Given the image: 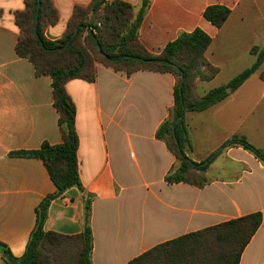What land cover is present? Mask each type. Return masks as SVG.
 Returning <instances> with one entry per match:
<instances>
[{
	"label": "crops",
	"instance_id": "obj_1",
	"mask_svg": "<svg viewBox=\"0 0 264 264\" xmlns=\"http://www.w3.org/2000/svg\"><path fill=\"white\" fill-rule=\"evenodd\" d=\"M120 1L131 5L134 13L139 9L140 0ZM51 2L57 20L43 36L56 42L64 36L74 9H85L92 0ZM23 4L25 8V0ZM211 5L230 10L220 29L203 17ZM20 11L0 7V244L15 259L25 252L39 206L56 192L42 160L18 154L62 143L52 79L37 73L30 60L16 51L20 31L14 14ZM195 29L211 38L204 58L218 69L212 79L195 81L193 93L201 98L226 85L264 51V0H149L137 39L157 56L179 34ZM94 66L93 81L73 79L65 84L75 107L80 187L49 201L42 230L63 236L82 234L88 201L90 263L127 264L163 242L259 212L261 223L238 264H264V164L241 147L220 149L237 135L264 150V138L257 143L252 136L262 132L259 124L247 121L248 107L252 117L258 109L264 110V90L256 102L253 94H245L253 90L252 82L264 89V60L260 72L223 101L184 116L191 144L185 155L199 163L216 152L204 172L206 185L200 189L164 181L176 159L155 133L173 107L175 77L145 70L128 75L99 61ZM198 130L210 141L202 153ZM0 264H6L1 253Z\"/></svg>",
	"mask_w": 264,
	"mask_h": 264
},
{
	"label": "trees",
	"instance_id": "obj_2",
	"mask_svg": "<svg viewBox=\"0 0 264 264\" xmlns=\"http://www.w3.org/2000/svg\"><path fill=\"white\" fill-rule=\"evenodd\" d=\"M148 6L149 0H140L139 9L134 13L131 5L120 0H92L87 8L74 9L64 36L56 42L47 41L43 36L44 29L57 20L51 0H25L24 10L14 14L15 25L20 31L16 44L18 55L28 58L37 73L48 74L52 79L54 108L58 114L62 143L57 146L43 144L38 151L18 154L41 159L56 192L39 206L35 229L21 258H13L0 244V253L6 264H43V250L57 249L60 242L67 240L77 244V258L73 264H91L88 201L85 203L82 234L63 236L44 232L42 225L49 201L71 187H80L76 158L78 138L74 128L75 107L66 92L65 84L73 79L93 81L95 61L115 70H123L128 75L145 70L166 72L175 77L173 107L155 133L156 139L163 141L176 159V166L169 171L164 181L168 184L186 183L199 189L206 185L204 172L216 152L199 163L185 155L191 144L184 116L187 112H201L223 101L229 94L227 88L230 92L235 91L261 66L264 51L258 53L250 67L226 85L211 89L198 98L193 93L195 81H208L218 73V69L204 58L211 38L202 30L195 29L190 33L179 34L159 55L148 53L137 39V31ZM229 14L227 7L211 5L205 8L203 17L220 29ZM87 26L96 31L86 34L84 45L81 37ZM178 118L180 120L176 122ZM234 146L243 148L264 164V150L250 145L244 136H232L220 149ZM260 223L259 212L222 222L158 244L127 264H238Z\"/></svg>",
	"mask_w": 264,
	"mask_h": 264
},
{
	"label": "rangeland",
	"instance_id": "obj_3",
	"mask_svg": "<svg viewBox=\"0 0 264 264\" xmlns=\"http://www.w3.org/2000/svg\"><path fill=\"white\" fill-rule=\"evenodd\" d=\"M259 70H260V67L253 73V75L254 74L257 75L260 72ZM253 85H254V82H252L253 90L249 92V89H248L245 94L247 93L253 94L252 102L253 101L256 102V100H258L260 95L263 93L264 89H262L263 87H260L258 85L257 86H253ZM247 121L248 123H250L249 121L251 122L253 121L255 122L256 125L259 124V130L262 132L252 134V136L254 137V142H257V143L261 142L260 140L264 138L263 137L264 135V110L258 109L255 112L254 117H252L251 111L248 107ZM208 140H209V137L206 138L203 131H199V138L197 140V144H198L197 146H198L199 152L202 153L209 147L210 141ZM210 176H214L213 173H211ZM76 245H77L76 242L72 240H67L64 242H60L59 247L57 249H49V248L46 249L45 248V250H43L42 252L43 264H73L77 258Z\"/></svg>",
	"mask_w": 264,
	"mask_h": 264
},
{
	"label": "clouds",
	"instance_id": "obj_4",
	"mask_svg": "<svg viewBox=\"0 0 264 264\" xmlns=\"http://www.w3.org/2000/svg\"><path fill=\"white\" fill-rule=\"evenodd\" d=\"M0 7H4L5 10H7L8 8H14L23 11L24 4H23V0H15L14 3H5V0H0ZM17 31L19 30L17 29Z\"/></svg>",
	"mask_w": 264,
	"mask_h": 264
},
{
	"label": "built area",
	"instance_id": "obj_5",
	"mask_svg": "<svg viewBox=\"0 0 264 264\" xmlns=\"http://www.w3.org/2000/svg\"><path fill=\"white\" fill-rule=\"evenodd\" d=\"M97 26H99V24H97ZM95 31H96L95 28L87 26L84 33L85 34H87L89 32L95 33Z\"/></svg>",
	"mask_w": 264,
	"mask_h": 264
},
{
	"label": "water",
	"instance_id": "obj_6",
	"mask_svg": "<svg viewBox=\"0 0 264 264\" xmlns=\"http://www.w3.org/2000/svg\"><path fill=\"white\" fill-rule=\"evenodd\" d=\"M226 92L229 93L230 89H227ZM179 120H180V118H178L176 122H178Z\"/></svg>",
	"mask_w": 264,
	"mask_h": 264
}]
</instances>
